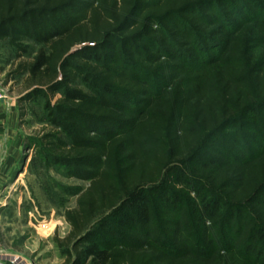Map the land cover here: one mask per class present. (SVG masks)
<instances>
[{
    "label": "trees",
    "instance_id": "obj_1",
    "mask_svg": "<svg viewBox=\"0 0 264 264\" xmlns=\"http://www.w3.org/2000/svg\"><path fill=\"white\" fill-rule=\"evenodd\" d=\"M0 42L88 183L64 264H264V0H0Z\"/></svg>",
    "mask_w": 264,
    "mask_h": 264
},
{
    "label": "rangeland",
    "instance_id": "obj_2",
    "mask_svg": "<svg viewBox=\"0 0 264 264\" xmlns=\"http://www.w3.org/2000/svg\"><path fill=\"white\" fill-rule=\"evenodd\" d=\"M38 51L39 47L32 45L31 57L17 59L8 45L0 42V94L5 98V103H0V171L7 153L17 148L20 154L16 170L12 174L3 171L0 179V264H64L55 239L68 236L70 227L64 213L75 207L76 198L65 196L62 189L88 186L46 171L34 152L25 148L28 138L50 129L43 100L25 101L27 75L17 74L19 66L29 65Z\"/></svg>",
    "mask_w": 264,
    "mask_h": 264
},
{
    "label": "crops",
    "instance_id": "obj_3",
    "mask_svg": "<svg viewBox=\"0 0 264 264\" xmlns=\"http://www.w3.org/2000/svg\"><path fill=\"white\" fill-rule=\"evenodd\" d=\"M19 161H20V154L18 153L17 148L13 149V151H11V154L7 153V158H6V161L4 162V165H5L4 170L2 169V172L0 171V179L2 178L3 171L5 170L7 171L6 174H9V173L12 174L14 170H16V166ZM1 205L2 204H0V206Z\"/></svg>",
    "mask_w": 264,
    "mask_h": 264
},
{
    "label": "built area",
    "instance_id": "obj_4",
    "mask_svg": "<svg viewBox=\"0 0 264 264\" xmlns=\"http://www.w3.org/2000/svg\"><path fill=\"white\" fill-rule=\"evenodd\" d=\"M0 103H5V98L4 95L0 94ZM1 110V108H0ZM0 115H1V111H0ZM1 141V140H0ZM2 164V146H1V142H0V166ZM43 228H45V226H43Z\"/></svg>",
    "mask_w": 264,
    "mask_h": 264
}]
</instances>
